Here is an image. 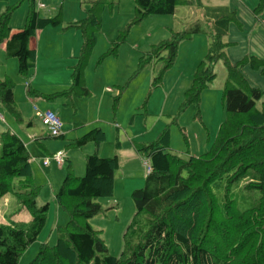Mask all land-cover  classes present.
I'll return each mask as SVG.
<instances>
[{
  "label": "trees",
  "instance_id": "obj_1",
  "mask_svg": "<svg viewBox=\"0 0 264 264\" xmlns=\"http://www.w3.org/2000/svg\"><path fill=\"white\" fill-rule=\"evenodd\" d=\"M29 1L24 27L16 33H11L9 21L19 4L6 8L0 15V45L5 44L7 59L16 60L17 73L22 78L35 67V53L29 46L31 38L38 30L61 23L59 14L53 18L40 17L35 0ZM134 5L132 24H138L152 15L172 16L180 6L199 7L200 0H134ZM83 8L84 18L66 26L79 31L82 40L71 68L69 89L38 97L48 100L89 97L84 72L101 31L102 13L114 9V2L91 0L83 3ZM263 9L264 0H259L253 13L258 15ZM204 18L205 23L196 22L186 31L173 34L170 40L152 46L149 53L138 58L136 73L153 60H163L160 57L166 53L164 67L154 79L157 84L172 67L180 41L198 34L210 37L206 56L197 66L180 106L181 109L190 105L198 107L202 91L216 78L213 66L221 61L226 73L222 94L225 120L209 149L199 157L181 158L170 150L166 129L150 144H134L136 153L148 160L150 172L143 188L131 192L135 212L122 236L123 248L118 258L108 255L99 232L89 224L91 218L101 213L96 200L112 196L119 169L117 157L102 159L95 153L87 156L81 178L72 177L68 166V174L55 194L56 204L68 221L57 227L55 245L43 244L29 264H264V103L259 109L256 107L263 92L251 87L242 71L247 66L264 75V60L254 56L235 63L227 60L228 44L223 39L230 24L240 26L234 12L212 9L204 12ZM207 27L209 30L204 29ZM128 32L125 30L113 42L101 61L117 56ZM13 88L12 79L6 77L0 81V108L21 121ZM26 94L31 97L36 93L28 86ZM182 136L186 138L183 132ZM48 139L58 138L46 135L40 141ZM104 141V133L95 128L70 147L80 149L89 143L99 146ZM245 179L248 183L244 188L259 192L261 197L253 207L239 210L229 193ZM217 182L223 184L222 202L214 191ZM39 190L25 144L10 131L0 133V200L14 197L31 217L29 223L0 225V264H18L22 253L43 231L49 206H37Z\"/></svg>",
  "mask_w": 264,
  "mask_h": 264
},
{
  "label": "rangeland",
  "instance_id": "obj_2",
  "mask_svg": "<svg viewBox=\"0 0 264 264\" xmlns=\"http://www.w3.org/2000/svg\"><path fill=\"white\" fill-rule=\"evenodd\" d=\"M87 1L91 0H35L34 5L35 9H37L41 2L46 7L45 10H38L39 16L42 18H52L51 14L53 11H56L57 14L59 13L61 23L57 27H62L63 18L59 11L62 5H64L63 8L67 21L75 17L76 13H78L77 11L80 10L79 5L81 3L85 4ZM107 1L114 2V9L110 11L105 10L102 13L101 31L97 35L96 45L84 72L85 87L91 91V94L86 98H76L81 100L80 103L83 102L85 104L86 102L85 105L89 109L88 118H92L94 113L99 109H102L101 114L105 118L107 116L108 123L114 130L113 132L109 131V133H105L107 138L103 142L106 148L111 147L109 155L112 154V151L114 153L116 147L119 148L123 141V138L119 140L115 134L116 125L119 127L118 132L121 137H123L124 131H127L129 135L143 136L144 141L141 142L142 144H150L156 141L158 137L164 134L166 129L170 136V150L174 151L173 153L178 154L181 158H188L189 142L187 137L189 138L190 135L188 125L195 124L199 126L198 128H204L211 133L213 140L209 143L210 146L215 140L219 126L225 120L222 94L226 73L221 61L216 62L213 66L216 78L202 91L198 107L190 105L186 109L180 108L184 103V95L190 88L196 68L206 56L210 37L206 34H198L180 41L172 67L157 84H154V79L158 77L160 70L164 67L167 58L166 53H163L160 57L163 60H153L138 73H136L137 63L138 58L141 55L149 53L152 46L170 40L173 34L186 31L189 26L196 22L205 23V11L223 7L226 3L234 1L200 0L199 7L180 6L176 8L172 16L152 15L138 24H132L135 8L134 0ZM16 5L18 6L12 12L9 21V28L12 30V33H16L24 27L30 1L6 0L0 2V15L4 13L6 8ZM239 17L247 21V15L241 14ZM201 25L204 26V24ZM48 27L51 26L45 28ZM127 29L129 32L126 34L125 42L118 49L117 57L108 56L101 61V57L109 50L113 42ZM204 29L209 30V27ZM249 34L247 25H243L242 23H240V26L236 24L229 25L228 33L223 39V43L228 44L225 54L230 63L240 61L255 48L253 43H248L247 41ZM50 67H52L51 64L44 63L41 69L49 70ZM35 70L36 63L26 78L20 77L17 73L16 60L7 59L4 52L0 51V80H4L5 77L12 79L14 83V102L22 119L21 122H17L0 108V129L3 130L2 133L6 131L15 133L27 145L30 135H35L38 138L48 135L47 130L41 125L39 118L32 111V105L34 107L37 106V102L38 104L56 102V104L63 103L64 105H68L65 97L38 100L31 96L30 100L32 102L28 100L29 98L25 97V85L31 83ZM242 71L251 87L259 89L258 87L260 86L261 89H264V75L251 70L247 66ZM52 75L53 73L50 75H39L35 83L44 87V91H51V83L58 79L57 76ZM104 84L109 87V91L105 94L102 101L99 99L100 95L96 93ZM31 88L35 90L33 86ZM43 94L51 96L54 93ZM262 99L264 100V93ZM262 103V101L257 102L256 107L259 109ZM78 106L84 112V105L78 104ZM132 109L136 110L131 111ZM2 117L5 119V122L1 119ZM59 118L62 121L61 117ZM121 121H124V123H121ZM29 122H32V126H28ZM181 128L184 131H180ZM192 128L195 129V126ZM182 132L186 136L185 139L182 136ZM44 142L50 146L56 144L64 146L60 153H63L65 149L69 150L66 152V155L67 153L71 154V157L68 156L72 164L70 166L71 176L78 178L84 176L85 168L82 160L86 153L85 147L75 149L74 147H69L68 143H62L60 140L54 139H48ZM52 149L51 152L54 150ZM180 150L184 152L180 153ZM28 151L31 154L33 151L34 154L33 147H28ZM57 153L56 151L53 152V154ZM92 154H87V156ZM113 157L115 155L112 154L109 157L100 158L109 159ZM146 163L148 164V160L142 158L141 165L145 173H147ZM68 166L67 163L61 170L55 167L51 169L61 172L62 175L59 179L58 175L53 177L51 170L43 167L39 169L38 167L40 170L39 176H41L42 180L38 176L36 178L38 174L35 172L34 165L32 166L34 183L40 187L37 206L40 207L48 204L49 211L43 231L36 242L22 253L18 264H29L35 259L43 244H47L49 247L54 246L58 236L57 227L64 226L67 223L68 217L57 206L55 194L68 174ZM121 171L123 174L118 172L115 174L112 196L96 200V203L101 206V213L89 220L91 228L99 232L100 238L108 250V255L116 258L122 252V236L135 212L131 192L143 188L145 182L144 177L143 180L141 179L139 183H136L131 176L129 167ZM247 183V179L242 180L229 193V198L239 210L253 207L261 197L259 192L245 189L244 187ZM214 188L218 201L222 202L224 200L223 184L217 182V186ZM30 220L29 213L19 205L14 197L8 196L6 201L4 199L0 200V225H10L17 222L29 223Z\"/></svg>",
  "mask_w": 264,
  "mask_h": 264
},
{
  "label": "crops",
  "instance_id": "obj_3",
  "mask_svg": "<svg viewBox=\"0 0 264 264\" xmlns=\"http://www.w3.org/2000/svg\"><path fill=\"white\" fill-rule=\"evenodd\" d=\"M232 1L234 2H228L223 7H219L217 9H227L231 12H234L237 20L243 25L248 26V32L250 34L247 38V41L248 43H253L255 45V48H253L252 51L248 53V56H254L261 60H264V9L258 15H255L253 11L257 7L259 0H232ZM82 4L83 3L79 5L80 10L77 11L78 13H76L75 17L67 21L63 8L64 5H62L61 9L59 10L63 18L62 27H48L42 30H38L34 38L33 37L31 38L29 42V46L35 53L36 70H35V74L32 76L31 83H27L25 85V89L27 91V87L29 86L32 93H36L33 95V98L42 100L43 98L38 97L39 94L41 95H45L43 93L57 94L69 89L71 85V68L75 65L76 62L75 59L79 55L82 40H81V33L79 31L74 29H66V26L69 23L77 22L84 18V8ZM40 5L43 6L42 9L39 8ZM37 9L45 10L46 7L40 2ZM241 14L247 15V21H244V19H241L239 17ZM56 15H57L56 11H53L51 14L52 18L55 17ZM0 49H1L0 51L4 52L5 54L4 51L5 44L0 45ZM44 63H49L52 65V67H50L49 70L48 69L43 70L41 69V66ZM52 73H53L52 76H57L58 79L53 81V83H51V87H52L51 91H44L43 90L44 87H42L41 85H37L35 83L39 78V75L40 76L50 75ZM30 85L33 86V88L37 91L33 90ZM258 88L261 90V92L264 93V89H261L260 86ZM88 91L91 94V91L90 90ZM108 91H109V87H107L104 84L102 85V87H100V89H98L96 94L100 95L99 99L103 101L104 96ZM25 97H27V99L29 98L28 100L32 102L30 100V97L27 96V94H25ZM262 97L260 101L264 103ZM66 99L68 101V105H64L63 103L56 104V102L48 103V104L45 103L38 104L37 102V106L34 107L32 105V111L35 112L37 118H39L38 114L45 110L53 111L58 115V117H61L63 121L62 132L60 137L54 140H60L62 143H68V146L70 147V145L75 140L79 139L80 137H82L84 134H86L92 129L98 128L104 133V135L106 132L109 133V131L110 132L114 131L113 128L108 123L107 116L105 118L101 114L102 109L97 110L92 118H88L89 109L85 105L86 102L85 104L83 102L80 103L81 101L79 100L80 98L78 99L75 96H69L66 97ZM78 104L84 105V112L82 111L81 107L78 106ZM65 107L67 108V110H65L66 109ZM134 110L136 109H132L131 111ZM1 119L3 120V122H5L4 121L5 119L3 117ZM201 119H202V115H201ZM21 121H17V122H21ZM121 123H124V121H121ZM28 126H32V122H29ZM188 126H189V134H190L189 138L187 137L189 142L188 156L190 157L201 156L208 150L209 143L213 140L211 133H209V131H207L204 128H198L199 126L195 124L194 125L189 124ZM193 126H195V129L192 128ZM115 128H116L115 134L117 138L119 140L123 138L122 143L120 142L121 143L119 147L120 149L116 147L114 153L112 151V154L115 155V157H117L119 163V169L117 172L123 174L121 170H124L126 169V167H129L131 176L133 177L136 183H139L141 179L143 180L144 177L146 178L147 173H145V170L142 168L141 165L142 157L136 153L134 144L141 143L142 141H144V137L140 135H131V134L129 135L127 131H124L123 132L124 135L123 137H121L120 133L118 132L119 127L116 125ZM0 130H1L0 132L2 133L3 130L2 129ZM106 138L107 136L105 135V141ZM28 140H29L28 145L23 141L22 142L25 144L27 150L28 147L34 148V154L33 151L32 154L31 152L29 151L28 152L30 154V166L32 168V166L34 165L35 172L38 174L36 175V178L38 176L41 179V176H39L40 175L39 169H41L42 167L49 170L55 167L61 170L63 166L67 163L69 166H72L69 158L71 157V154L67 153L66 155V152H68L69 150L65 149L62 153L64 156V163L62 166L58 167L52 163L49 167H46L43 164V160L47 157H50L54 151L58 153L62 152L61 149L64 148V146H62L61 144L50 146L44 142L45 140L40 141V138L36 137L35 135H30L28 137ZM84 147L86 151L82 160L84 164L87 154L90 153L93 154L95 153L99 157H109L112 155V154L109 155V151L111 147L106 148V145H103V143L100 144L99 146H95V144L89 143ZM51 149L53 150V152H51ZM181 150L179 152L183 153L184 151ZM51 171L53 177L58 175V179L61 178L62 175L61 172H56L57 170H51ZM4 200L6 201V199Z\"/></svg>",
  "mask_w": 264,
  "mask_h": 264
},
{
  "label": "built area",
  "instance_id": "obj_4",
  "mask_svg": "<svg viewBox=\"0 0 264 264\" xmlns=\"http://www.w3.org/2000/svg\"><path fill=\"white\" fill-rule=\"evenodd\" d=\"M39 8L42 9L43 6L40 5ZM38 116H39L42 126L47 130L50 137H53V138L60 137L63 124L56 113L50 110H46V111L40 112ZM52 163L58 167L62 166L64 163L63 154L57 153L43 160V164L46 167H49ZM147 172L148 173L150 172L148 165H147Z\"/></svg>",
  "mask_w": 264,
  "mask_h": 264
}]
</instances>
